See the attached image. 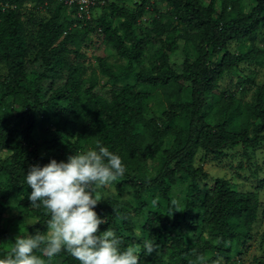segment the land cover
<instances>
[{
  "label": "trees",
  "instance_id": "1",
  "mask_svg": "<svg viewBox=\"0 0 264 264\" xmlns=\"http://www.w3.org/2000/svg\"><path fill=\"white\" fill-rule=\"evenodd\" d=\"M125 1L96 0L87 14L59 0H0V254L18 235L47 231L46 210L28 200V169L100 141L122 157L125 173L113 184L130 189L135 203L99 201L97 234L113 229L123 248L153 240L156 252L141 251L140 264H240L235 244L253 234L259 195L221 178L209 184L194 160L200 150L219 158L227 147L264 140V81L250 103L219 90L225 77L236 91L254 84L240 64L264 59V0L116 4ZM96 7L101 14L92 21ZM149 9L155 16L144 30L139 21ZM168 15L179 34L165 33ZM93 29L124 61L116 71L100 60L104 81L82 51ZM151 35L158 47L150 67L140 68ZM174 187L180 201L170 197ZM52 264L78 262L61 253Z\"/></svg>",
  "mask_w": 264,
  "mask_h": 264
},
{
  "label": "clouds",
  "instance_id": "2",
  "mask_svg": "<svg viewBox=\"0 0 264 264\" xmlns=\"http://www.w3.org/2000/svg\"><path fill=\"white\" fill-rule=\"evenodd\" d=\"M124 173L122 157L100 141L66 160L32 165L24 174L31 189L27 196L31 207L46 210L47 231L16 236L10 250L0 254V264H52L61 253L70 254L78 264H140L141 251L156 252L153 240H144L141 249L123 248L113 229L97 234L104 223L95 211L102 199L97 191ZM176 207L173 201L172 212Z\"/></svg>",
  "mask_w": 264,
  "mask_h": 264
},
{
  "label": "rangeland",
  "instance_id": "3",
  "mask_svg": "<svg viewBox=\"0 0 264 264\" xmlns=\"http://www.w3.org/2000/svg\"><path fill=\"white\" fill-rule=\"evenodd\" d=\"M137 0H129L125 2H116L118 6H124L130 10L135 8ZM101 8L96 7L92 9L90 17L92 21L98 18L101 14ZM44 11L33 12L36 18L44 16ZM155 13L149 9L146 14L139 21L141 29L149 30L152 27V19ZM27 30L33 29L31 22H27ZM165 33L170 32L180 33L176 29V23L173 21L171 16H167L165 22ZM151 42L148 44L146 52L143 56V63L140 68L148 69L153 61V54L155 49L158 47L157 37L151 35ZM258 47H262L263 43L260 41L256 42ZM237 44L233 43L231 50L235 51ZM82 51L86 52L87 58L91 60L89 67L92 68L102 78L98 64L100 60L111 67L113 70H119V67L124 65V61L117 57L115 51L105 44L99 42L96 31L93 29L90 31L87 37V41L82 48ZM183 58L182 52H177L173 55V59L181 61ZM241 69L252 78L254 84L249 86V89L242 90L240 88L235 90V85L230 81L228 77H225L219 83V90L222 92L230 93L235 91L234 96L243 102H253V93L255 85H258L264 81V59L253 60L246 63L240 64ZM3 69L0 68V73ZM2 109H0V112ZM38 124L40 123V117H37ZM264 134V133H263ZM224 154L216 158L212 155L205 154L204 151L200 150L194 160L196 166L203 167L204 171L208 174L207 182L212 184L216 179H224L230 183V187L236 191L241 192H256L259 195L261 208L259 211V218L254 225L253 234L249 241L246 243L235 244L238 250H243L240 255V264H264V140L258 143L256 146L243 148L241 146L227 147L224 150ZM97 196L102 198L100 201H105L112 196H118L125 202L135 203L132 199V191L126 189L122 192H118L114 184L104 186L97 191ZM183 193L179 188H173L170 192V197L178 201L182 199ZM14 211L8 213L12 216ZM21 227V224H19ZM246 247L248 249L246 250ZM235 255V253H234Z\"/></svg>",
  "mask_w": 264,
  "mask_h": 264
},
{
  "label": "built area",
  "instance_id": "4",
  "mask_svg": "<svg viewBox=\"0 0 264 264\" xmlns=\"http://www.w3.org/2000/svg\"><path fill=\"white\" fill-rule=\"evenodd\" d=\"M59 1H62L64 4L67 5L77 4L79 8L85 11L87 14L90 12L89 11L90 7H92L96 3V0H59Z\"/></svg>",
  "mask_w": 264,
  "mask_h": 264
}]
</instances>
